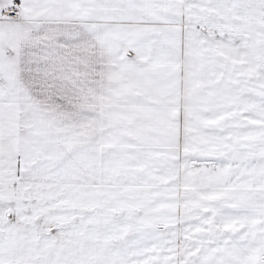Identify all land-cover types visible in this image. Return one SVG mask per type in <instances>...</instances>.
<instances>
[{
  "label": "snow or ice",
  "instance_id": "1",
  "mask_svg": "<svg viewBox=\"0 0 264 264\" xmlns=\"http://www.w3.org/2000/svg\"><path fill=\"white\" fill-rule=\"evenodd\" d=\"M0 264H264V0H0Z\"/></svg>",
  "mask_w": 264,
  "mask_h": 264
}]
</instances>
